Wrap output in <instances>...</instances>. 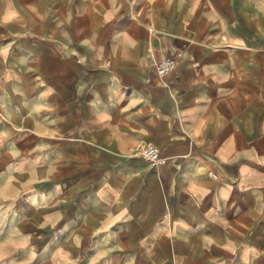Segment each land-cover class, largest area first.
<instances>
[{
	"label": "crops",
	"instance_id": "0c3cea01",
	"mask_svg": "<svg viewBox=\"0 0 264 264\" xmlns=\"http://www.w3.org/2000/svg\"><path fill=\"white\" fill-rule=\"evenodd\" d=\"M0 264H264V0H0Z\"/></svg>",
	"mask_w": 264,
	"mask_h": 264
},
{
	"label": "built area",
	"instance_id": "2783aa9c",
	"mask_svg": "<svg viewBox=\"0 0 264 264\" xmlns=\"http://www.w3.org/2000/svg\"><path fill=\"white\" fill-rule=\"evenodd\" d=\"M176 66L177 61L175 59L166 57L157 62L156 72L158 76L164 77L174 71ZM136 153L152 168H158L166 163V159L163 158L160 148L154 142L140 144L136 148ZM209 175L214 179H218V175L213 171H209Z\"/></svg>",
	"mask_w": 264,
	"mask_h": 264
}]
</instances>
